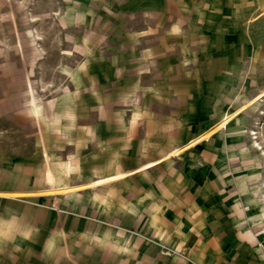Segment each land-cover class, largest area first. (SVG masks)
<instances>
[{"label":"rangeland","instance_id":"374dc122","mask_svg":"<svg viewBox=\"0 0 264 264\" xmlns=\"http://www.w3.org/2000/svg\"><path fill=\"white\" fill-rule=\"evenodd\" d=\"M204 155L264 221V0H0V264H117L123 194Z\"/></svg>","mask_w":264,"mask_h":264},{"label":"crops","instance_id":"0c3cea01","mask_svg":"<svg viewBox=\"0 0 264 264\" xmlns=\"http://www.w3.org/2000/svg\"><path fill=\"white\" fill-rule=\"evenodd\" d=\"M211 156L185 161V171L164 159L147 166L171 171L148 192L123 194L117 264H264V221Z\"/></svg>","mask_w":264,"mask_h":264},{"label":"bare ground","instance_id":"6f19581e","mask_svg":"<svg viewBox=\"0 0 264 264\" xmlns=\"http://www.w3.org/2000/svg\"><path fill=\"white\" fill-rule=\"evenodd\" d=\"M37 111V110H36ZM35 111V112H36ZM37 113V112H36ZM108 180L106 179V180H101L100 182H98L97 184H104V183H106Z\"/></svg>","mask_w":264,"mask_h":264}]
</instances>
